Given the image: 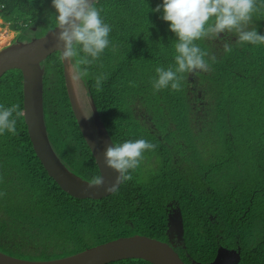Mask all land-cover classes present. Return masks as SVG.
I'll return each instance as SVG.
<instances>
[{
    "label": "trees",
    "instance_id": "16d2710c",
    "mask_svg": "<svg viewBox=\"0 0 264 264\" xmlns=\"http://www.w3.org/2000/svg\"><path fill=\"white\" fill-rule=\"evenodd\" d=\"M160 3L96 0L116 50L106 49L88 68L87 95L113 143L143 138L157 145L115 194L78 198L60 188L29 139L20 70L0 77V104H18L21 112L18 134L0 135V251L44 260L120 236L166 241L167 205L174 201L184 229L174 249L185 264L209 262L219 247L239 248L237 264H264V46H240L236 37L226 53L208 39L198 41L216 57L210 70L185 74L180 91L154 93L155 68L174 65L175 54L169 22L152 11ZM257 4L248 27L264 34V0ZM54 13L51 0H0V18L15 32L12 42L43 35L55 26ZM41 65L48 139L63 164L88 181L99 170L72 109L59 51ZM101 73L107 79L97 92Z\"/></svg>",
    "mask_w": 264,
    "mask_h": 264
},
{
    "label": "clouds",
    "instance_id": "9594fccd",
    "mask_svg": "<svg viewBox=\"0 0 264 264\" xmlns=\"http://www.w3.org/2000/svg\"><path fill=\"white\" fill-rule=\"evenodd\" d=\"M51 5L55 9L54 22L58 29L55 43L59 59L67 61L70 81H82L89 76L88 68L106 49L116 50L109 39L112 27L105 22L101 15L103 9L96 6V0H51ZM257 10V0H162L152 11L162 12L161 19L169 22L168 27L175 34L174 65L155 68L156 77L151 82L153 92L169 87L172 91H180L185 74L210 70L216 57L209 56L198 41L220 39L219 34L223 32L234 33L237 37L235 43L240 46L246 43L264 46V34L248 27ZM223 48L226 53L232 51L228 42ZM106 79L104 73L95 77L97 92L103 90ZM19 107L18 104H0V135L6 132L18 134ZM90 114L83 115L88 118ZM156 147L143 138L106 145L103 163L117 175L111 183H106L101 174L94 175L87 181L88 186H104V190L112 194L119 192L122 184L132 180V172L140 167L145 153Z\"/></svg>",
    "mask_w": 264,
    "mask_h": 264
},
{
    "label": "water",
    "instance_id": "95a60500",
    "mask_svg": "<svg viewBox=\"0 0 264 264\" xmlns=\"http://www.w3.org/2000/svg\"><path fill=\"white\" fill-rule=\"evenodd\" d=\"M58 29H48L43 35L33 37L26 42H13L0 49V77L9 69L17 68L22 74L23 116L33 150L47 174L54 179L60 188L78 198L100 199L111 193L104 186L89 187L87 180L71 172L55 153L46 132L43 116V67L41 61L55 51V35ZM68 95L78 125L92 151L99 174L106 183H111L117 173L103 163V151L112 140L99 119L93 101L91 105L99 122H95V130L100 134L88 132L87 120H82L80 107L74 105L69 81L67 79V61H62ZM81 106V105H80ZM79 108V110H78ZM84 122V123H83ZM100 124L99 128L98 124ZM101 127V128H100ZM89 133V134H88ZM90 135V136H89ZM183 221L178 206L173 214L167 215V240L156 239L147 235L134 234L94 245L77 253L44 260L15 257L0 251V264H106L126 258H141L152 264H185L174 249L176 242L183 240ZM240 252L236 249L219 247L214 258L206 263L191 260L192 264H237Z\"/></svg>",
    "mask_w": 264,
    "mask_h": 264
},
{
    "label": "rangeland",
    "instance_id": "374dc122",
    "mask_svg": "<svg viewBox=\"0 0 264 264\" xmlns=\"http://www.w3.org/2000/svg\"><path fill=\"white\" fill-rule=\"evenodd\" d=\"M224 35H225V33L222 32L219 34V37L224 36ZM14 37H15V32L10 30L8 27V23L4 22L0 18V49L11 44V43H13L12 41H13ZM235 38H236V35L234 34V35H231L228 40H224L221 38L220 39H208V42H210L211 45L213 44L216 46L215 50H221V49H224L223 44L225 42L230 43V40H233ZM66 71H67V79H68L69 85H70V90H71V93L73 94L72 99L74 100V103H75L74 105L76 106L79 104V107L85 112V115H87L91 112L90 116L87 118V123H88L89 127H93V128L92 129L88 128L87 131L92 133V134L94 133L93 135L100 136V134L97 132V130L94 129L95 128L94 127L95 122H99V120L96 116V113L93 111V107L91 105V100L87 95V91H86L83 80L79 81V82L70 81V79H69V71H70L69 66L66 68ZM75 91H76V95H77V100L75 99V97H76ZM74 95H75V97H74ZM78 110H79V108H78ZM99 126H100V124H98L97 128H99Z\"/></svg>",
    "mask_w": 264,
    "mask_h": 264
},
{
    "label": "flooded vegetation",
    "instance_id": "af4514ba",
    "mask_svg": "<svg viewBox=\"0 0 264 264\" xmlns=\"http://www.w3.org/2000/svg\"><path fill=\"white\" fill-rule=\"evenodd\" d=\"M175 205L176 204L174 203V201L168 202V205L167 206H168V213L169 214H173L175 212V208L177 207ZM172 240H173V242H174L175 245L178 243V242L175 241V238H173ZM228 249H234V248L232 247V248H228ZM236 250H239V248H237ZM239 252H240V250H239Z\"/></svg>",
    "mask_w": 264,
    "mask_h": 264
},
{
    "label": "bare ground",
    "instance_id": "6f19581e",
    "mask_svg": "<svg viewBox=\"0 0 264 264\" xmlns=\"http://www.w3.org/2000/svg\"><path fill=\"white\" fill-rule=\"evenodd\" d=\"M75 95H76V91H75ZM75 95H74V97H75ZM75 99L77 100V95H76V97H75ZM80 113H81V117H82V120H87V118H85L84 117V115L83 114H85V112L80 108ZM87 125H88V123H86ZM89 128H93V127H89Z\"/></svg>",
    "mask_w": 264,
    "mask_h": 264
}]
</instances>
